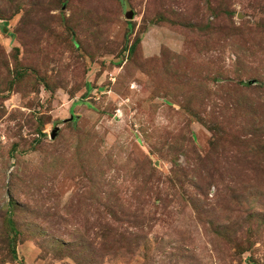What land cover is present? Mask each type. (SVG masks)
<instances>
[{
    "label": "rangeland",
    "instance_id": "obj_1",
    "mask_svg": "<svg viewBox=\"0 0 264 264\" xmlns=\"http://www.w3.org/2000/svg\"><path fill=\"white\" fill-rule=\"evenodd\" d=\"M0 264H264V0H0Z\"/></svg>",
    "mask_w": 264,
    "mask_h": 264
},
{
    "label": "water",
    "instance_id": "obj_2",
    "mask_svg": "<svg viewBox=\"0 0 264 264\" xmlns=\"http://www.w3.org/2000/svg\"><path fill=\"white\" fill-rule=\"evenodd\" d=\"M126 18H131L132 17V12L131 11H127L125 14ZM54 132L51 133V137H53Z\"/></svg>",
    "mask_w": 264,
    "mask_h": 264
}]
</instances>
